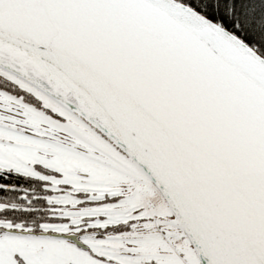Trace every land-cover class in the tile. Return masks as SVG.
Masks as SVG:
<instances>
[{
	"label": "snow or ice",
	"instance_id": "1",
	"mask_svg": "<svg viewBox=\"0 0 264 264\" xmlns=\"http://www.w3.org/2000/svg\"><path fill=\"white\" fill-rule=\"evenodd\" d=\"M0 264H264V0H0Z\"/></svg>",
	"mask_w": 264,
	"mask_h": 264
}]
</instances>
